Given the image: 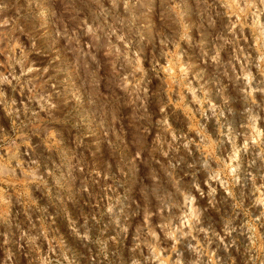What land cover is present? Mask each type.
I'll use <instances>...</instances> for the list:
<instances>
[{
    "label": "clouds",
    "instance_id": "9594fccd",
    "mask_svg": "<svg viewBox=\"0 0 264 264\" xmlns=\"http://www.w3.org/2000/svg\"><path fill=\"white\" fill-rule=\"evenodd\" d=\"M0 264H264V0H0Z\"/></svg>",
    "mask_w": 264,
    "mask_h": 264
}]
</instances>
